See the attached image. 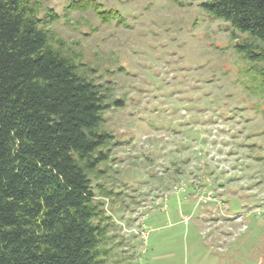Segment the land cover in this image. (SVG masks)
<instances>
[{
	"label": "rangeland",
	"instance_id": "1",
	"mask_svg": "<svg viewBox=\"0 0 264 264\" xmlns=\"http://www.w3.org/2000/svg\"><path fill=\"white\" fill-rule=\"evenodd\" d=\"M35 1L51 45L124 102L92 176L104 264H264V43L208 0Z\"/></svg>",
	"mask_w": 264,
	"mask_h": 264
},
{
	"label": "trees",
	"instance_id": "2",
	"mask_svg": "<svg viewBox=\"0 0 264 264\" xmlns=\"http://www.w3.org/2000/svg\"><path fill=\"white\" fill-rule=\"evenodd\" d=\"M39 5L0 0V264H104L108 217L92 176L111 158L104 114L124 102L51 45L58 15L41 18ZM202 6L264 43V0Z\"/></svg>",
	"mask_w": 264,
	"mask_h": 264
}]
</instances>
